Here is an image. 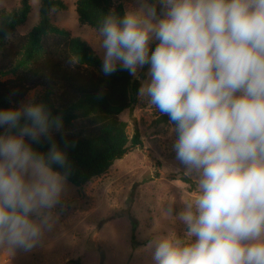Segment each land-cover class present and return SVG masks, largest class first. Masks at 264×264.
Listing matches in <instances>:
<instances>
[{"label": "clouds", "instance_id": "clouds-1", "mask_svg": "<svg viewBox=\"0 0 264 264\" xmlns=\"http://www.w3.org/2000/svg\"><path fill=\"white\" fill-rule=\"evenodd\" d=\"M96 31L103 75L141 80L138 97L174 125L175 159L199 176L185 236L151 239V264H264V0H133ZM63 129L35 97L0 108V248L32 252L66 210Z\"/></svg>", "mask_w": 264, "mask_h": 264}, {"label": "rangeland", "instance_id": "rangeland-1", "mask_svg": "<svg viewBox=\"0 0 264 264\" xmlns=\"http://www.w3.org/2000/svg\"><path fill=\"white\" fill-rule=\"evenodd\" d=\"M21 1L0 0V12L19 7ZM63 1L65 9L51 11L52 22L85 40L101 57L96 29L78 20L77 0ZM132 2L124 1V6ZM30 3L32 10L18 27L19 34L28 33L40 20L41 0ZM41 93L40 87L33 89L22 102ZM161 116L137 97L133 110L120 119L127 122L130 136L137 127L142 146L85 185L69 182L63 197L66 210L41 245L30 253L0 248V264H151V239L168 232L183 238L186 226L179 213L195 197L199 176L175 159L174 125L162 122ZM183 177L195 186L184 183Z\"/></svg>", "mask_w": 264, "mask_h": 264}, {"label": "trees", "instance_id": "trees-1", "mask_svg": "<svg viewBox=\"0 0 264 264\" xmlns=\"http://www.w3.org/2000/svg\"><path fill=\"white\" fill-rule=\"evenodd\" d=\"M124 1L77 0L78 20L97 29L108 11L123 12ZM41 2L40 20L26 34H19L17 29L28 19L30 0L0 12V108L18 106L29 91L40 87L42 93L37 100L47 103L53 114L63 115L64 135L55 133L54 138L61 147L65 140L69 142L66 151L73 165L69 182L82 186L106 174L115 161L142 146L137 127L130 136L127 122L120 119L121 114L133 110L141 80L126 71L103 75L101 57L92 47L52 22V6L65 9L66 3ZM160 120L171 124L167 116L162 115ZM48 146L45 142L36 147L46 151ZM182 181L195 186L189 177Z\"/></svg>", "mask_w": 264, "mask_h": 264}]
</instances>
